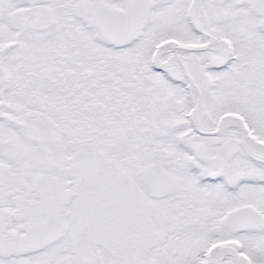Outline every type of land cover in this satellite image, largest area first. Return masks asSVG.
Listing matches in <instances>:
<instances>
[{"label": "snow or ice", "instance_id": "6c2138e0", "mask_svg": "<svg viewBox=\"0 0 264 264\" xmlns=\"http://www.w3.org/2000/svg\"><path fill=\"white\" fill-rule=\"evenodd\" d=\"M0 264H264V0H0Z\"/></svg>", "mask_w": 264, "mask_h": 264}]
</instances>
